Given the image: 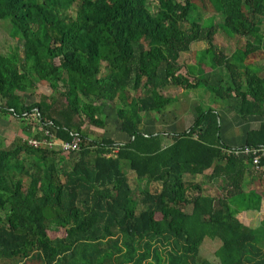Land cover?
<instances>
[{"label": "trees", "instance_id": "obj_1", "mask_svg": "<svg viewBox=\"0 0 264 264\" xmlns=\"http://www.w3.org/2000/svg\"><path fill=\"white\" fill-rule=\"evenodd\" d=\"M155 2L152 11L149 0H0V21L21 42L20 53L16 47L0 54V117L23 123L27 135L32 125H49L58 142H70L71 134L80 140L70 162L72 153L57 148L0 143V264H211L198 257L205 238L219 241L217 264H264L256 239L264 219L254 230L236 218L264 202V187L244 191L248 177L264 180L247 160L225 152L216 112L196 106L190 126L169 135L167 146L158 134L138 130L143 114H160L173 101L167 88L207 82L203 57L178 74L179 55L196 42L206 44L211 71L224 70L210 84L216 98L241 120L264 118V78L243 64L264 52V0ZM206 9L211 16L202 21ZM217 31L243 38V48L227 58L217 54ZM39 84L50 95L25 103ZM127 91L141 94L127 98ZM115 101L117 129L127 141L101 133L88 139L83 119L102 129L104 109ZM31 114L37 121L28 120ZM241 145L264 146V121L244 133ZM127 170L137 184L158 183L157 193L142 189L135 199ZM208 170L204 179L218 194L182 181Z\"/></svg>", "mask_w": 264, "mask_h": 264}, {"label": "rangeland", "instance_id": "obj_2", "mask_svg": "<svg viewBox=\"0 0 264 264\" xmlns=\"http://www.w3.org/2000/svg\"><path fill=\"white\" fill-rule=\"evenodd\" d=\"M155 0H149V6L152 11H155ZM196 5L200 8V3L196 2ZM203 9V8H202ZM211 16L210 10L204 12L199 16L202 21H206L208 17ZM219 21L215 17L212 20L213 24H217ZM264 27V22L261 24V29ZM245 40L243 38L229 37L226 38L222 33L216 32L213 35L212 43L215 48V52L220 54L221 56L227 58L229 57L235 49H242ZM17 47V52L21 51V42L17 37H14L10 34L9 25L5 21H0V54H8ZM206 48V44L204 42H196L190 45L189 50L187 52L181 53L177 60L180 69L178 74L184 75L185 70L184 66H195L199 64V59H203V63L201 62L200 66L205 74L208 75L207 82L204 84L201 83L197 86L196 89H188L185 91H181L178 87H169L166 89L165 95L167 94L173 101L163 110L159 115H150L149 113L143 114L141 123L139 124L140 130L145 134L151 133H166L164 137L167 138L171 134H178L182 131L186 130L193 118L195 117V107H200V110L207 109L208 107L213 109L219 118L220 125V138L222 142L231 148H236L241 146L244 138V133L249 129H254L261 121H264V118H247L245 121L239 119L233 111L227 107V104L224 101L219 100L214 95L212 88L214 89L213 81L217 79V77L224 78V70L217 68V70H212L207 61H210L209 55H203L202 51ZM243 64L250 65L253 68L257 69V75L259 77L264 78V52L257 51L250 55H248ZM103 66V65H102ZM137 94H141L140 91L133 94V92L127 91V98L129 96H134ZM50 95L49 89L44 84H39L37 89L32 93V95L25 96V103L32 104L33 102H37L41 96L48 97ZM164 95V93H163ZM119 101H115L111 103V106L104 109V124L103 128L97 129L85 122L83 119L82 124L80 125V131L87 135L88 139H99L100 137H104L107 139L114 138L117 132L118 121L114 114V109L120 107ZM1 116V115H0ZM25 125L21 122L14 121L8 116L0 117V143L3 145L2 147L8 148L14 141L21 142L22 138H26V132L23 135L20 130L24 131ZM31 132H36V126H30ZM24 133V132H23ZM31 135V133L29 134ZM110 139V140H111ZM170 143L169 139H164V144L168 145ZM69 159V162L72 160H76L78 158L77 153H72L66 155ZM68 162H66L65 165ZM62 166L57 163L56 168ZM66 169L68 166L65 167ZM253 178V177H252ZM129 185L132 190V193L135 199L139 198L138 192L139 190L146 189L150 193H157L159 189L158 183L156 184H148L145 183H135L132 180L131 175L128 176ZM200 177H195L190 179V177H185L182 181L188 183L202 184L206 183L205 179L202 180ZM191 181V182H190ZM204 181V183H203ZM207 185L201 187V191L206 195H214L218 194L217 190L212 184L206 183ZM25 183L23 182V186L25 187ZM252 186L258 191L264 187V182L260 179L254 177V179H249V185L245 186L244 191L249 190L248 188ZM138 196V197H137ZM141 208V206L137 207ZM264 219V211L262 213H249L247 214L246 222L249 225V228L257 230L259 226V222ZM62 234V233H61ZM58 235V234H55ZM256 239L258 244H264V234L261 231H258L256 234ZM219 247L218 240H210L205 238L199 246L198 249V257L200 259L206 260L211 264H217V259L214 257V251Z\"/></svg>", "mask_w": 264, "mask_h": 264}, {"label": "built area", "instance_id": "obj_3", "mask_svg": "<svg viewBox=\"0 0 264 264\" xmlns=\"http://www.w3.org/2000/svg\"><path fill=\"white\" fill-rule=\"evenodd\" d=\"M29 121H37L36 114L28 115ZM31 132V130H30ZM40 132V135L37 134ZM71 141L58 142L53 137L52 129L49 125L44 126V128H39L36 125V132H31V135H26V138H22L27 146L32 148L51 150L57 148L62 152L76 153L79 145V137L77 134H71ZM227 154H232L237 158H243L249 162V166L255 175H258L264 180V146L256 147H244L239 146L236 148H229L225 151Z\"/></svg>", "mask_w": 264, "mask_h": 264}, {"label": "crops", "instance_id": "obj_4", "mask_svg": "<svg viewBox=\"0 0 264 264\" xmlns=\"http://www.w3.org/2000/svg\"><path fill=\"white\" fill-rule=\"evenodd\" d=\"M145 114H147V113H145ZM150 115H159V114H155V113H149ZM101 130V129H100ZM138 130L139 131H141L140 130V128H139V126H138ZM20 132L24 135L25 134V130L23 131L22 129L20 130ZM24 132V133H23ZM142 132V131H141ZM100 133H102V132H100ZM145 134V133H144ZM151 134H158L159 135V137H160V143H161V145L162 146H167V145H165L164 144V139H169L170 140V138L167 136V138L166 137H164L165 136V134L166 133H164V134H162V133H151ZM26 135H27V133H26ZM25 135V136H26ZM172 135V134H171ZM111 139V138H110ZM114 143H124V142H126L127 141V137H126V135H124V134H122V133H120L119 131H118V129H117V132H116V134H115V136H114V138H112L111 139ZM171 142V141H170ZM170 144V143H169ZM72 161H74V160H72ZM210 173V171L208 170V171H205L204 173H203V175H195V176H191V175H187V174H184L182 177H183V179H185V177H190V179H192V178H195V177H200L202 180H204V176L205 175H207V174H209ZM131 175V177H132V180L133 181H135V178H134V175H133V173L132 172H130L129 170H127L126 171V177H127V180H128V183H129V179H128V176H130ZM201 180V181H202ZM248 181H249V177H248ZM191 182V181H190ZM135 183H136V181H135ZM142 183V182H141ZM144 183V182H143ZM203 183H204V181H203ZM206 183H208V182H206ZM206 183H204V184H202V182L201 183H199V184H201V187H204V186H206L207 184ZM150 184H156V183H150ZM198 184V183H197ZM209 184H211V183H209ZM159 185V184H158ZM249 190H253V189H255V188H253L252 186H250L249 188H248ZM264 211V202L263 201H261V203H260V207H259V211L258 212H254V211H247V212H244V211H239L238 212V214L236 215V218L241 222V223H243L244 225H246V226H249L248 224H247V222H246V219H247V214H249V213H257V214H259V212L260 213H262Z\"/></svg>", "mask_w": 264, "mask_h": 264}]
</instances>
